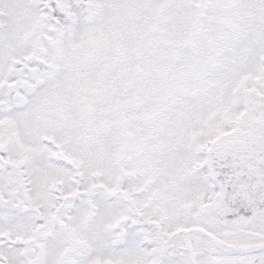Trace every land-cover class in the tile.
I'll use <instances>...</instances> for the list:
<instances>
[{
	"label": "snow or ice",
	"instance_id": "obj_1",
	"mask_svg": "<svg viewBox=\"0 0 264 264\" xmlns=\"http://www.w3.org/2000/svg\"><path fill=\"white\" fill-rule=\"evenodd\" d=\"M0 264H264V0H0Z\"/></svg>",
	"mask_w": 264,
	"mask_h": 264
}]
</instances>
